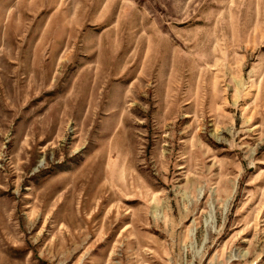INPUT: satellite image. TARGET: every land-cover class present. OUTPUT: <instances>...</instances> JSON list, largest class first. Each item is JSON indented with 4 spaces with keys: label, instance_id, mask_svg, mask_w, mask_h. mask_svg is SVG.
Instances as JSON below:
<instances>
[{
    "label": "rangeland",
    "instance_id": "obj_1",
    "mask_svg": "<svg viewBox=\"0 0 264 264\" xmlns=\"http://www.w3.org/2000/svg\"><path fill=\"white\" fill-rule=\"evenodd\" d=\"M0 264H264V0H0Z\"/></svg>",
    "mask_w": 264,
    "mask_h": 264
}]
</instances>
